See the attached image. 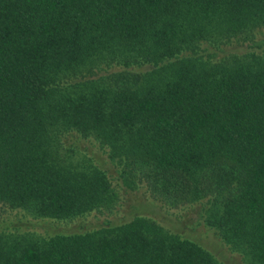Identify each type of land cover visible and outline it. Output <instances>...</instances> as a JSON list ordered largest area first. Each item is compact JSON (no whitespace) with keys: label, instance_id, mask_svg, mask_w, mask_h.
Instances as JSON below:
<instances>
[{"label":"trees","instance_id":"obj_1","mask_svg":"<svg viewBox=\"0 0 264 264\" xmlns=\"http://www.w3.org/2000/svg\"><path fill=\"white\" fill-rule=\"evenodd\" d=\"M0 264H264V0H0Z\"/></svg>","mask_w":264,"mask_h":264},{"label":"rangeland","instance_id":"obj_2","mask_svg":"<svg viewBox=\"0 0 264 264\" xmlns=\"http://www.w3.org/2000/svg\"><path fill=\"white\" fill-rule=\"evenodd\" d=\"M184 220L185 222L187 221L185 217H184ZM192 225L193 224L191 222H187L185 227H192ZM183 230H187V229H183ZM187 235H189L190 237L191 236L194 237V235L199 236V238L201 239L200 241L204 244H207V242L211 239L210 238L211 236L204 229H199L196 233H194V235H191V234H187ZM228 255H231L230 252L228 253Z\"/></svg>","mask_w":264,"mask_h":264}]
</instances>
